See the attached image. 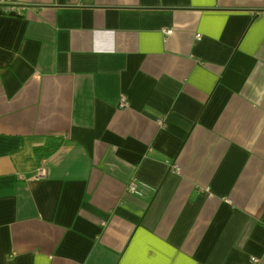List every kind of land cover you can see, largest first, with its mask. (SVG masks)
<instances>
[{
    "label": "crops",
    "instance_id": "crops-1",
    "mask_svg": "<svg viewBox=\"0 0 264 264\" xmlns=\"http://www.w3.org/2000/svg\"><path fill=\"white\" fill-rule=\"evenodd\" d=\"M0 5V264H264V0Z\"/></svg>",
    "mask_w": 264,
    "mask_h": 264
},
{
    "label": "built area",
    "instance_id": "built-area-1",
    "mask_svg": "<svg viewBox=\"0 0 264 264\" xmlns=\"http://www.w3.org/2000/svg\"><path fill=\"white\" fill-rule=\"evenodd\" d=\"M21 11H22V8H19V7H16V6L0 5V14H4V15H10V14L19 15L21 13ZM163 33L165 35H170L172 33V30L171 29H164L163 30ZM195 38L196 39H199L200 38V35L199 34H196L195 35ZM122 105H125V103L122 102ZM171 169L174 172H179V169L175 165H172L171 166ZM127 192L128 193H134L135 192V185H134L133 182H130L127 185ZM251 260L253 262H256L257 261L255 258H252Z\"/></svg>",
    "mask_w": 264,
    "mask_h": 264
},
{
    "label": "water",
    "instance_id": "water-1",
    "mask_svg": "<svg viewBox=\"0 0 264 264\" xmlns=\"http://www.w3.org/2000/svg\"><path fill=\"white\" fill-rule=\"evenodd\" d=\"M10 15H13V14H10Z\"/></svg>",
    "mask_w": 264,
    "mask_h": 264
}]
</instances>
